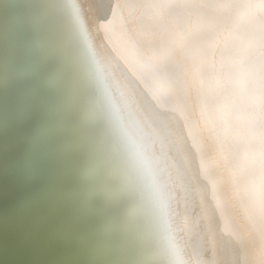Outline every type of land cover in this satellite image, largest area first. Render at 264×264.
Returning a JSON list of instances; mask_svg holds the SVG:
<instances>
[{
  "label": "bare ground",
  "instance_id": "1",
  "mask_svg": "<svg viewBox=\"0 0 264 264\" xmlns=\"http://www.w3.org/2000/svg\"><path fill=\"white\" fill-rule=\"evenodd\" d=\"M132 3L0 0V264L174 258L169 234L182 225L166 198L169 153L146 121L129 119L121 91L165 125L202 223L248 242L229 250L236 264H259L248 154L218 111L231 85L177 48V62L190 66L187 95L160 91L129 55L141 15Z\"/></svg>",
  "mask_w": 264,
  "mask_h": 264
},
{
  "label": "snow or ice",
  "instance_id": "2",
  "mask_svg": "<svg viewBox=\"0 0 264 264\" xmlns=\"http://www.w3.org/2000/svg\"><path fill=\"white\" fill-rule=\"evenodd\" d=\"M129 7L141 10L135 18L139 39L129 55L160 91L187 95L190 66L177 62V48L190 50L191 67L197 71L206 65L218 84L220 73L230 83L218 111L225 133H234L248 154L244 195L258 210L259 264H264V0H133ZM73 13L79 19V9L74 7ZM217 49L218 62L214 59ZM120 95V107L129 119L146 121L160 137L161 149L169 153L172 178L166 185V198L174 202L173 216L179 217L182 227L169 234L174 258L166 264H236L229 250L234 253L239 246L247 251L248 242L230 239L202 223L198 210L202 200H197L184 178L183 158L168 142L165 125L153 112L142 109L130 92ZM230 119L234 126L228 123Z\"/></svg>",
  "mask_w": 264,
  "mask_h": 264
}]
</instances>
